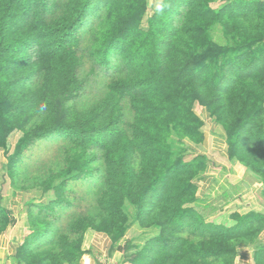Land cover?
<instances>
[{
  "label": "trees",
  "instance_id": "trees-1",
  "mask_svg": "<svg viewBox=\"0 0 264 264\" xmlns=\"http://www.w3.org/2000/svg\"><path fill=\"white\" fill-rule=\"evenodd\" d=\"M147 13L148 0H0V150L22 131L5 170L18 189L42 190L25 206L16 264H79L90 229L125 264H233L263 232L254 212L234 214L233 227L206 221L194 204L208 157L187 161L174 138L202 143L195 107L215 108L229 160L264 181V0H163L143 30ZM39 144L48 150L36 161ZM52 155L56 168L18 186L19 165ZM128 204L139 229L159 231L143 245L125 239ZM12 216L0 202V236Z\"/></svg>",
  "mask_w": 264,
  "mask_h": 264
},
{
  "label": "rangeland",
  "instance_id": "rangeland-1",
  "mask_svg": "<svg viewBox=\"0 0 264 264\" xmlns=\"http://www.w3.org/2000/svg\"><path fill=\"white\" fill-rule=\"evenodd\" d=\"M162 1L163 0H148V13L141 23V28L143 30H147L148 18L150 17V15H152V13L156 10L158 5ZM220 4L221 3L215 4L213 5V7H218ZM212 35L215 40L222 41L223 34L221 32V27H218V29H216L212 33ZM86 69H88V67H86ZM86 69H84L83 71H87ZM98 88L99 85L92 84L91 89L88 91V96H86L85 99L81 100L79 104L81 106H84L85 108L93 107V105L96 103L95 93L97 92ZM202 107L203 106H201L200 104L196 105L195 111L205 123L203 142L195 143L188 138L179 139L178 137H175V147L178 152L181 154H185L187 161H192L197 155L200 154L207 155L209 166L208 170L205 173H208L209 177H216V179L212 182L213 185L216 184V186H218L222 183L223 180H229L230 182L237 183V181H240L241 179H244L246 177L249 179L253 178L258 181L260 180L258 182V185L253 186L252 184L251 186L253 187H248L245 184L243 186L239 185L237 187V191L234 189H230L229 193H233L234 191L238 192L234 197H232L231 203H229L230 197H225L221 193L220 195L215 196L214 194H209L208 192L202 194L200 190L197 192L198 201L196 204H194V206L197 207V211L205 217L207 222H212L227 227H233L236 224V222L232 219L234 214L244 215L251 212L257 213L256 211H261L264 213V181L261 179L260 175L253 173L250 169L246 168L239 162L234 163L229 160L227 155V132L224 124L219 121V116L217 115L219 113L214 112L215 108H211L209 111L205 109L209 115V120H205V117L202 115ZM238 108V105H235V108L231 105L230 109L231 111H233L234 115L232 118L229 117L230 123H233L236 120ZM210 114L212 115V117ZM39 121L40 119L36 120V123H38ZM22 136V131L15 130L14 133L9 137L8 148L6 150H0V202L2 206L8 207L11 211L12 209L15 211V215L14 211H12L13 216L11 219H13V221L11 222L12 224L9 226V228L15 226L16 229H18L24 225L26 229L29 230L28 215L25 206L31 200H34L35 203L41 201L39 197V191L41 190V188L28 185L24 186L26 188H30L28 190L18 189L13 185V182L11 180L12 178L5 170V167L8 163V155H12L15 152ZM46 149L47 147L43 144H39L35 148L34 153L36 161L43 159L45 152L48 150ZM27 154L29 155V152H27ZM59 162L60 158L52 155L42 166L38 168L36 166L26 167L23 164L19 165L15 171H18V173L21 174L23 180H27H20L19 182L17 181V183H19L18 186L27 185L33 175H35L36 173L45 174L49 167L56 168ZM72 189L73 194H71V196H74L78 199L80 197H83L84 191H81L80 188L72 187ZM47 196L50 197V194H48ZM43 201L45 203H48L49 199L44 198ZM251 209L255 210L249 211ZM17 211L18 215H16ZM125 211L129 215V220L127 223L129 229L125 234V239H129L135 241L139 245H143L148 238L156 235L159 232L158 230L153 229H139L138 226L134 223L133 215L135 213V209L129 204L126 205ZM24 230L25 229H23V231ZM28 232H30V230ZM28 232L23 233L24 237L28 235ZM89 232L96 233V231H93L91 229L87 231V234ZM24 237H22V240H24ZM262 246H264V230L253 242L249 243L246 246H241L238 248L237 256L235 257L233 264H237V261L239 260L238 257H245L249 259L251 254L253 260H255L256 252L258 251H256L255 248L257 247V249H259ZM83 247L86 250L85 244L83 245ZM254 251L256 252L253 255Z\"/></svg>",
  "mask_w": 264,
  "mask_h": 264
},
{
  "label": "crops",
  "instance_id": "crops-1",
  "mask_svg": "<svg viewBox=\"0 0 264 264\" xmlns=\"http://www.w3.org/2000/svg\"><path fill=\"white\" fill-rule=\"evenodd\" d=\"M202 115L205 117V120H209V115L205 109L202 110ZM215 179L216 177H209L208 173H205L199 183V190L202 194L208 192L209 194H214L215 196L220 195V193L225 197L229 196V203L232 202V197H234L238 193L236 191L239 185L243 186L246 184L248 187H253L254 185H258L259 182L256 179H249L246 177L244 179H241L240 181H237V183L230 182L229 180H223L220 185L216 186V184H212ZM252 184L253 186H251ZM230 189H234L236 191H234L233 193H229ZM254 210L255 209H251L249 211ZM12 211L14 210L12 209ZM256 212L264 214L261 211ZM16 215H18V211L16 212ZM23 229L25 230L23 231ZM28 231L29 230L26 229L24 225L18 229H16V227L14 226L12 228H9L0 236V264H16L15 255L17 252V248L23 241V233H26ZM27 234H30V232H28ZM84 244L87 254L81 259L79 264H125L123 261V254L120 252H113V244L111 239L103 233L89 232L85 237ZM255 250H258L257 247L255 248ZM256 251L253 252V255ZM238 258L239 260L237 261V264H255V260H253L252 254L250 256L251 259L245 257Z\"/></svg>",
  "mask_w": 264,
  "mask_h": 264
}]
</instances>
